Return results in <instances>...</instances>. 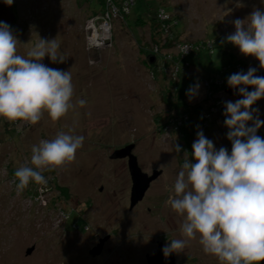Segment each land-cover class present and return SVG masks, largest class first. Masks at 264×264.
Here are the masks:
<instances>
[{"label": "rangeland", "instance_id": "1", "mask_svg": "<svg viewBox=\"0 0 264 264\" xmlns=\"http://www.w3.org/2000/svg\"><path fill=\"white\" fill-rule=\"evenodd\" d=\"M134 1L129 17L141 10L144 1L164 3L172 7V13L183 24L180 39L189 40L196 48L206 39L216 41L213 53H188L189 67L175 80L187 89L200 84L198 95L191 101L185 94L178 105L180 94L169 77L172 64L167 75L158 73L156 77L146 61L142 48L151 46L158 34L148 24L155 6L142 15L144 24L136 25L124 14L109 15L110 43L102 44L95 33L103 25L98 0H14L16 19L9 25L19 41L18 54L26 56L40 38L56 39L63 63H52L48 57L42 63L69 71L73 104L78 99L87 103L84 107L76 105L56 122L47 113L35 125L0 118V264H147L146 256L153 253L158 241L163 242V248L171 240L183 238L180 226L184 218L166 202L173 195L172 186L184 160L191 159L197 132L203 131L217 149L231 151L218 120L221 130L213 124L207 129L194 126L197 132L189 139V151L175 152L174 146L183 142L169 114L183 112L188 106L191 111L207 95H215L224 104L235 102L226 91L227 78L249 68H256V73L264 71L258 60L241 54L230 43L225 42L229 54L219 50L220 39L225 41L235 31L232 22L247 18L256 9L264 11V2ZM169 23L161 22L160 29L168 33L163 26ZM154 70L157 73L159 68ZM252 107L258 109L254 115L264 120V98ZM70 130L85 137L75 160L44 170L45 185L30 183L17 195L14 173L21 166H30L32 146ZM263 131L264 126L257 134L261 136ZM132 143L141 169L149 174L161 169L162 173L130 209L127 160L111 155L115 149ZM104 237L107 239L100 253L93 255L90 251ZM28 247H33L30 254H26ZM172 254L175 264H219L215 256L203 252L198 236L183 252Z\"/></svg>", "mask_w": 264, "mask_h": 264}, {"label": "clouds", "instance_id": "2", "mask_svg": "<svg viewBox=\"0 0 264 264\" xmlns=\"http://www.w3.org/2000/svg\"><path fill=\"white\" fill-rule=\"evenodd\" d=\"M13 2L3 0L7 6ZM232 23L235 31L224 42L237 47L241 54L254 57L264 69V11L256 9L247 18H237ZM18 42L11 26L0 21V118L35 125L47 113L56 122L76 105H86L84 99L73 104L69 71L42 63L45 57L52 63H63L56 39L40 38L26 56L18 54ZM188 49L187 45L183 47L184 54ZM256 72V68H249L227 78L228 87L242 97L224 104L231 151L217 149L203 131L197 132L191 159L184 160L172 186L173 195L166 202L184 218L180 226L183 238L173 239L162 248L165 257L183 252L188 242L198 236L203 252L215 256L219 264L264 262V138L257 135L264 120L254 115L258 109L252 107L264 98V76ZM199 89V83L189 86L185 94L190 101ZM84 140L83 135L70 130L34 144L30 166H21L14 173L17 195L30 183L45 185L43 171L74 161ZM174 149L177 153L182 151L179 144Z\"/></svg>", "mask_w": 264, "mask_h": 264}, {"label": "trees", "instance_id": "3", "mask_svg": "<svg viewBox=\"0 0 264 264\" xmlns=\"http://www.w3.org/2000/svg\"><path fill=\"white\" fill-rule=\"evenodd\" d=\"M98 1L102 6L100 16H104L108 12V7L105 8L106 2H105V0H98ZM114 1H116V3L115 2L114 3L116 5H119V7H120L123 0H114ZM134 2H133V4L129 5V11L127 14H124V15L126 16V19L128 21H131V22L135 23L136 25L146 23L145 19L143 18V16L147 15L145 11H148L149 7L155 6L154 17H152L149 20L150 22L148 24L152 27L153 33L158 32V34L154 35V38L152 39L153 44L151 46H149V47L145 46L142 49H143V53L146 56V61L150 67V71H151L153 76L158 77L159 76L158 73L163 74V75H167L168 68H170V66L172 64L171 69L173 70V73H170L169 77H170V79L173 80L172 81V83H173L172 87L177 91L178 94H180V95H178L180 98V102L178 103V105H179L181 102H183L181 99L185 95L187 88L180 87L179 82H178L179 80H177V81H175V80H176V78L179 79V76L182 73V71H186L189 67L187 62H186V55L188 53L185 55L179 54L178 48H177L182 43L189 41L186 39H180V37H182V34L184 32L183 24L180 21V19H178L176 16H174V14L172 13V11H173L172 7L170 5H164V3L161 4L160 2L158 5H156V4H154L155 1L154 2H147V1L145 2L144 1L145 3L143 2L142 5L139 6V9L141 8V10H139L138 13L129 17V13H130L131 7L134 5ZM147 4H148V6H147ZM160 5H161V7H159ZM160 9H163L168 14V18L166 20H162L160 17H158V14H159L158 12ZM133 18H134V20H132ZM168 21L170 23L168 25L163 26L164 28L169 30L168 33H165V32H163V29H160L159 26L161 25L160 24L161 22L167 23ZM207 43H210V47H207ZM215 47H216V41H214V39L209 38V39L204 40V42L201 43L200 45H198V48H196L193 44V49L190 52H193L196 50H199V51L203 50V51H207L209 53L210 52L213 53V51H215V49H216ZM172 49L176 50V52L173 53L174 50H172ZM219 50L221 52H223L224 54H229L227 52V49H226V43L224 42V40L222 41V39H220ZM151 57H154V61H152V62L150 61ZM159 59H161L162 62H160ZM238 66L241 67L240 64H238ZM156 67L159 68V71L157 73L154 70ZM172 67H175V70ZM165 78H167V77H164V79ZM211 98H212V95L204 96L202 98L200 105L194 106L193 109H191L192 112L189 111L190 108L188 106V108L183 110V112L169 114V118L171 117V118H173V120L176 119L177 121H181L183 124V125L181 124V125L177 126L175 129L177 135H179V139L183 142V144L180 145L183 152L189 151V139H191L194 136V134L197 132V128H195L194 126L200 125L202 128L204 127L205 129H207L208 126L213 124L214 127L218 128V129L220 128V130H221V127H219L220 125H219L218 120L220 122H222L221 123L223 126L222 133L224 134L225 140L231 145V142L225 137L226 129H225V125H224V119H225L224 116H222V117L219 116L220 117L219 119L214 118V121H212L208 125L204 124V117H203L204 110L203 109H204L205 105L207 103H209ZM203 105H204V107H203ZM208 106H209V104H207V107ZM185 116H186V118H184ZM166 123H168V121ZM166 123H165V125H166ZM40 190H37L36 192L39 193ZM69 213H70V211H69Z\"/></svg>", "mask_w": 264, "mask_h": 264}, {"label": "water", "instance_id": "4", "mask_svg": "<svg viewBox=\"0 0 264 264\" xmlns=\"http://www.w3.org/2000/svg\"><path fill=\"white\" fill-rule=\"evenodd\" d=\"M16 19L15 12L12 9L11 6H7L3 3V0H0V21H4L7 24H12ZM105 26L108 25V22L103 23ZM108 28V26H107ZM109 30V28H108ZM109 35V31H108ZM108 35L104 37L102 44H109V37ZM154 60V57L150 58V61L152 62ZM258 76H264V71L256 73ZM249 91H252V88L248 89ZM227 93L230 97H232L235 100L241 99L242 97L239 96L237 90H234L230 87H227ZM207 127V126H206ZM134 144H128L124 147L117 148L112 153V158H126L127 160V167L131 179V188H130V205L129 208H133L139 201H141L146 193V191L149 189L150 184L156 180L162 173L161 169H154L150 174L147 172H144L140 165L138 164L137 156L133 153ZM107 239V237L99 239V243L92 248L90 251L93 255L99 254L101 251V248L103 246L104 241ZM162 241L157 242V248L154 249L153 253L146 256L147 264H175V257L173 254L169 255L168 257H165L162 252ZM33 250V247H28L26 249V254H30ZM264 264V262H262Z\"/></svg>", "mask_w": 264, "mask_h": 264}, {"label": "built area", "instance_id": "5", "mask_svg": "<svg viewBox=\"0 0 264 264\" xmlns=\"http://www.w3.org/2000/svg\"><path fill=\"white\" fill-rule=\"evenodd\" d=\"M105 2H106L105 8L108 7V12L103 16L102 22L103 23L108 22V24L110 25V21H109L110 16L109 15L116 16V15L127 14L129 11V5L133 4L134 0H123L120 7H119V5H116L114 3L115 2L114 0H105ZM158 13H159L158 16L162 20H166L168 18V14L163 9H160ZM185 45H187L189 47L187 53L192 51L193 43L188 41V42H184L178 46V53L179 54L185 55L184 52L182 51V49ZM207 47H210V43H207ZM208 96H210V95H208ZM214 96H212V98L210 99V101L208 103L209 106L204 110V113H203L205 125H208L209 123L214 121V118L219 119L220 117L223 116L224 103L220 99L215 98ZM184 118H186V116ZM171 123L173 124L175 129L177 126L182 124L181 121H177L176 119L171 120ZM225 129H226V132H225V137H226V133H227L228 129L226 127H225ZM257 135L260 136V134H257ZM261 137L264 138V131L262 132Z\"/></svg>", "mask_w": 264, "mask_h": 264}, {"label": "bare ground", "instance_id": "6", "mask_svg": "<svg viewBox=\"0 0 264 264\" xmlns=\"http://www.w3.org/2000/svg\"><path fill=\"white\" fill-rule=\"evenodd\" d=\"M99 27V26H98ZM98 30L95 32L97 39H99L102 43L104 37L108 35V28L104 24L100 26V28H97ZM103 38V39H102ZM91 40V39H90ZM99 42V41H98Z\"/></svg>", "mask_w": 264, "mask_h": 264}]
</instances>
